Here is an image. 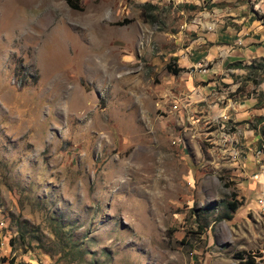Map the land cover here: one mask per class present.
<instances>
[{
    "label": "rangeland",
    "instance_id": "obj_1",
    "mask_svg": "<svg viewBox=\"0 0 264 264\" xmlns=\"http://www.w3.org/2000/svg\"><path fill=\"white\" fill-rule=\"evenodd\" d=\"M78 2L0 0V264H264V0Z\"/></svg>",
    "mask_w": 264,
    "mask_h": 264
},
{
    "label": "trees",
    "instance_id": "obj_2",
    "mask_svg": "<svg viewBox=\"0 0 264 264\" xmlns=\"http://www.w3.org/2000/svg\"><path fill=\"white\" fill-rule=\"evenodd\" d=\"M66 1H67V3L70 6H72L74 8H80V5H79L78 0H66ZM147 4H149V2ZM167 67L170 70H172L174 73H176L179 70H181V67H179V66L178 67H176V66H173L172 67L170 64H167ZM263 132H264V129H263ZM238 205H239V201H237V200H235V201H228L227 202V206L230 209V211H234L237 208ZM230 217H231V214H229V213L225 214V216H224V218H230ZM240 254L241 253H239V258H242L243 256L240 255ZM241 261H242L241 264H256L255 261H254V259H253V257H248V258H246L244 260H241Z\"/></svg>",
    "mask_w": 264,
    "mask_h": 264
},
{
    "label": "built area",
    "instance_id": "obj_3",
    "mask_svg": "<svg viewBox=\"0 0 264 264\" xmlns=\"http://www.w3.org/2000/svg\"><path fill=\"white\" fill-rule=\"evenodd\" d=\"M260 201H262V199H260Z\"/></svg>",
    "mask_w": 264,
    "mask_h": 264
}]
</instances>
